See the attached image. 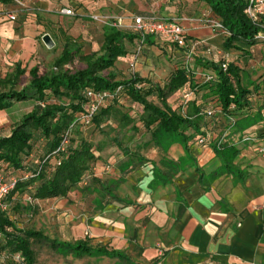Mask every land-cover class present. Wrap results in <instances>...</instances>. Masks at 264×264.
<instances>
[{"label": "crops", "instance_id": "obj_1", "mask_svg": "<svg viewBox=\"0 0 264 264\" xmlns=\"http://www.w3.org/2000/svg\"><path fill=\"white\" fill-rule=\"evenodd\" d=\"M63 8L74 14L61 13ZM10 13L15 19H9ZM115 14L122 17L120 29L132 34H136L130 28L133 16L181 17L188 43L205 42L187 60L184 48L164 38L152 36L151 44L134 39L113 71L124 69L123 61H128L127 77L135 74L159 82L150 68L160 63L156 59L161 56L169 59L171 73L178 67L197 70L196 58L210 61L227 55L243 70L249 89L260 85L264 44L251 48L249 56L224 50V36L206 22L212 19L209 8L198 0H0V65L19 62L26 70L36 64L45 68L48 58L55 60L64 48L69 53L64 63L99 54L105 23L90 16ZM44 34L51 37L52 48L43 43ZM258 97L253 94L251 107L234 115L236 124L244 117H259L252 133L230 129L229 117L216 113L203 116L200 124L201 131L212 133L207 144L189 142L187 150L173 137L153 138L139 121L135 135L138 139L146 135L147 140L113 142L117 150L106 158L101 155L102 143V149L94 151L95 170L85 184L79 183L64 198L41 201H53L59 208L58 240H89L122 250L139 264L155 258L160 264H264V136L258 137L264 132V118L257 112ZM19 105L0 111V125L17 120L14 108ZM245 136L251 139L244 140ZM219 141L240 150L230 168L212 150ZM103 162H110L112 169L100 171Z\"/></svg>", "mask_w": 264, "mask_h": 264}, {"label": "trees", "instance_id": "obj_2", "mask_svg": "<svg viewBox=\"0 0 264 264\" xmlns=\"http://www.w3.org/2000/svg\"><path fill=\"white\" fill-rule=\"evenodd\" d=\"M198 1L205 3L211 18L219 20L229 32L222 43L224 50L240 51L241 55L249 56L251 48L264 44V26L248 19L244 12V0ZM102 30L101 53L79 56L84 68L67 71L54 66V69L45 70L36 64L26 70L17 62L12 71L0 78V111L7 112L17 103L31 105V109L22 115L20 122L8 134L0 135V178L5 181L16 179L5 197L7 208L0 212V253H20L24 264H36L33 241L49 242L51 246L60 247L75 257H107L127 264H139L122 250L102 244L94 246L89 240H50L44 232L20 225L21 220L16 216L19 211L27 210L21 205V199L26 206H32L41 201L64 198L79 183H86L98 158L94 151L101 148V145L91 142V136L95 131H104L109 119H113L121 129L129 123L130 128L136 129V122L139 121L153 138L163 135L173 137L187 150L189 142L196 143L198 136L206 133L200 130L203 116L210 118L220 113L229 117V124L232 125L230 118L251 107L253 94L261 99L257 112L264 118V76L260 85L252 84L249 89L244 83L243 70L228 58L220 56L210 61L196 58L197 70L176 68L163 85L135 74L117 79L113 66L118 58L127 54V45L134 39L139 44L154 43L151 39L153 35H146L142 39L138 34L124 32L110 24H104ZM68 54L64 48L55 64L66 62ZM223 63L226 69L222 68ZM26 71L28 82L16 88ZM196 72H207L212 77L206 80ZM137 85L141 86L138 88ZM118 87L120 89L115 91ZM89 88L116 93L105 100L87 126L74 125L68 135L65 151L57 152L69 125L83 110L85 91ZM182 91L192 92L185 108L177 99ZM150 95L156 97L157 102L150 100ZM213 106L218 107L219 111L207 115L208 108ZM189 129L191 132H187ZM263 136L264 132L258 135ZM110 140L119 144L115 137ZM212 150L225 168H230L240 155V150L235 146L220 142L218 146L213 145ZM28 197L35 202H29ZM11 198L16 202H9ZM115 199L130 203L116 196ZM159 261L160 258H155L149 264ZM6 264L20 263L9 257Z\"/></svg>", "mask_w": 264, "mask_h": 264}, {"label": "rangeland", "instance_id": "obj_3", "mask_svg": "<svg viewBox=\"0 0 264 264\" xmlns=\"http://www.w3.org/2000/svg\"><path fill=\"white\" fill-rule=\"evenodd\" d=\"M116 17H120V15L118 14L112 15L109 18V21L114 22ZM165 40L169 41L167 39ZM57 50L58 49H55L54 52L57 53ZM60 56H61V52L58 55V57ZM55 60L48 58V62L44 64V67L46 68V70L54 69V66L57 69H62V70H67V71H75V70L84 68V63L80 60L70 62V63H60L58 65L55 64ZM158 60L160 61V63L158 64L157 62L156 64H154L153 66L154 68H150L151 66H148V67L150 68L151 72H153V75H152L153 78H154V75L158 76L157 78H160V81L159 82L157 81V84L163 85L166 82V79L168 78L170 74L171 66H170L169 59L165 60L161 56L159 59H156V61ZM135 61L138 62L139 60L135 59ZM123 64L125 66V68L122 69L124 71L123 73L121 72L122 70L120 69H117V72L114 71L117 79L126 78L128 76V72L131 70L130 67L128 66V61H123ZM160 64H163L164 66ZM13 67H14L13 65L7 66V67L5 65L4 66L0 65V78L8 74L10 71H12ZM28 80H29L28 73L25 72L18 80V83L16 84V88H20L23 85H25L28 82ZM153 82H156V81H153ZM148 98L152 100L153 102H157L156 97L152 95H150ZM252 103H254V101H252ZM30 109H31V105L28 103H20L19 107L14 108V110L17 113H19L17 120H14L13 123L7 126L0 125V135L8 134L12 130V128L15 127L20 122L22 115L25 114ZM259 119H260L259 117H256V118L244 117L237 124L235 123L232 127H230V129H233V130L235 129L246 130L247 129V133H252L251 131H254V129L256 130V128L252 125H254L255 122H258ZM105 126L106 127L104 131H102L101 133L95 131L90 139L91 142L97 143L99 145L103 143L104 149L102 150L101 155L104 158H106L107 155L114 152V150H117V147L113 143L114 141L110 140L113 137H115V139H117L118 142H126V143L127 141L142 142L148 139V136L146 135L145 136L143 135L141 139L140 138L138 139L137 136L135 135L136 129L130 128L131 123L127 124L125 127L121 129L120 127L116 126V123L113 119H109L106 122ZM123 129H125V131H123ZM84 132H88V131H84ZM80 133L82 134L83 132H80ZM83 136L85 137V135ZM110 145L112 146L110 147ZM103 164H105V162H103ZM9 202L15 203L16 200H13L11 198L9 199ZM20 203H22L21 205L27 208V210L19 211L18 214L16 215L17 218L21 220L19 223L20 225H23L24 227L33 228L35 230H40L44 232V234L50 240L64 241V240H58V236H57L58 224L60 225V223L56 222V216H58L56 212L59 211L58 206L55 207L56 203H54L53 201H49L45 203L39 202L38 204H35L32 206H26V203L24 202L23 199L20 200ZM12 211L14 210L12 209ZM62 225H64L63 230L65 232V228L67 224L63 223ZM67 241L72 242L73 240H67ZM92 245L95 246V244H92ZM32 248H33L34 256L36 259V264H127L123 261H119L117 259H111L107 257H88V256H83V257L76 256L75 257L72 254L65 252L62 248L53 247L50 245L49 242H45V241H33ZM132 261L135 262L134 260Z\"/></svg>", "mask_w": 264, "mask_h": 264}, {"label": "built area", "instance_id": "obj_4", "mask_svg": "<svg viewBox=\"0 0 264 264\" xmlns=\"http://www.w3.org/2000/svg\"><path fill=\"white\" fill-rule=\"evenodd\" d=\"M244 3H245L244 12L247 15L248 19L254 24L261 25V27L264 26L263 23L264 0H244ZM60 12L66 15L74 14L71 9H67V8L61 9ZM8 17L10 20H13L15 19V14L10 13L8 14ZM90 18L93 20H100L105 24H110L112 26H116L119 28L124 26L122 17H116L114 22H110L109 21L110 17L108 16H104L100 18L96 15H91ZM182 20L183 18L181 17H172L170 19H164L152 15L149 16L136 15L132 17V25H130V28L136 34L140 35L142 39L146 35H153L156 37L169 40V42L174 43L176 46L180 48H184V50L186 51V59L190 60L192 58L193 53L195 52V47L200 43H204L205 41L203 40L200 43L199 42L188 43L186 30L182 25ZM206 22L213 28L219 30L224 37L229 35V32L222 26L219 20L206 19ZM261 34L262 33H259V35ZM206 51L210 52L211 51L210 47H207ZM225 57L227 58L228 56L226 55ZM221 66L223 69H226L225 63H223ZM195 74L202 76L206 80H210L212 77L211 74L207 72H196ZM140 86L141 85H137L138 88ZM118 89H120V87H118L115 91H117ZM115 93L114 92L112 93L108 90H95L91 88L87 89L85 91V103L83 105V110L79 112L75 120L69 125L56 151L64 152L69 142L68 135L70 134L74 125L79 124L81 127L87 126L91 122L93 116L98 112L102 104L105 102V100L114 97ZM191 97H192L191 91H182L178 93L177 99L181 104L182 108L186 107ZM40 105H43V103H40ZM217 111H219L218 107H214V106L209 107L207 110V115H213ZM230 123L232 125L234 124V118H230ZM211 137H212V133L208 131L204 135L198 136L196 143L198 145H206ZM250 139L251 138L249 136L244 137V140H250ZM261 151L264 153V149H261ZM111 169H112V164L110 162H107L106 164H102L100 166V171L102 172H108ZM15 182H16L15 178H11L9 181H5L2 178H0V212L6 210L7 205L5 202V197L9 192V190L13 187V184ZM27 200L32 203L35 202L30 197H28ZM261 207L264 208V200L261 202ZM1 243H2V235L0 231V245ZM9 257H11L15 262L24 264L22 262L23 260L20 253H14L12 255H9L5 252L0 253V264H6V259ZM156 264H160V263L157 262Z\"/></svg>", "mask_w": 264, "mask_h": 264}, {"label": "water", "instance_id": "obj_5", "mask_svg": "<svg viewBox=\"0 0 264 264\" xmlns=\"http://www.w3.org/2000/svg\"><path fill=\"white\" fill-rule=\"evenodd\" d=\"M42 41H43V43L45 44V46H46L47 48H52L53 45H54V43H53L51 37H50L48 34H44V35L42 36Z\"/></svg>", "mask_w": 264, "mask_h": 264}]
</instances>
